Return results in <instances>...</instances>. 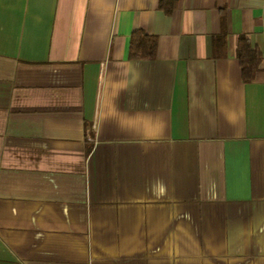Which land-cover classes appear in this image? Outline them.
I'll return each instance as SVG.
<instances>
[{
	"label": "crops",
	"instance_id": "obj_1",
	"mask_svg": "<svg viewBox=\"0 0 264 264\" xmlns=\"http://www.w3.org/2000/svg\"><path fill=\"white\" fill-rule=\"evenodd\" d=\"M0 264H264V0H0Z\"/></svg>",
	"mask_w": 264,
	"mask_h": 264
},
{
	"label": "trees",
	"instance_id": "obj_2",
	"mask_svg": "<svg viewBox=\"0 0 264 264\" xmlns=\"http://www.w3.org/2000/svg\"><path fill=\"white\" fill-rule=\"evenodd\" d=\"M156 39L141 30H135L130 35L129 58L152 59L155 55ZM236 57L239 62L241 77L244 82L251 81L257 71L261 59L260 51L253 47L249 39L241 35L237 39Z\"/></svg>",
	"mask_w": 264,
	"mask_h": 264
}]
</instances>
